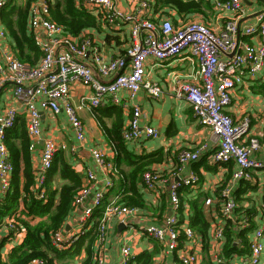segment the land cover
I'll return each mask as SVG.
<instances>
[{"label": "built area", "instance_id": "1", "mask_svg": "<svg viewBox=\"0 0 264 264\" xmlns=\"http://www.w3.org/2000/svg\"><path fill=\"white\" fill-rule=\"evenodd\" d=\"M6 0H0V11ZM88 9L99 10L102 19L108 23L126 21L131 23V42L123 56L107 58L90 37L65 33L63 27L51 18L48 0H34L28 7L27 23L34 43L42 55L39 61L30 65L20 60L7 45L8 32L0 24V90L5 82L13 84L12 96L19 102L27 115L26 129L30 137L29 149L39 143L41 137V113L39 108L48 109L53 114L64 111L75 138L82 142L85 139L84 125L71 102V84L78 83L91 90L90 96L84 97V103L98 107L107 97L115 103H121L120 93L126 91L132 98L141 88L152 97L157 98L162 90L157 83L146 78L145 61L154 57L157 61L174 59L180 55L192 58L197 67V79L193 82H178L176 95L182 96L189 103L198 124L207 126L218 140V148L212 154V160L221 164L234 162L232 180L250 179L254 169L264 170V161L253 154L259 151L261 143L252 136L250 120L244 117L234 121L225 111L231 101V91L242 84L247 77L256 76L264 66V22L244 27L246 35L257 34L260 43L251 44L240 40L239 18L244 14L242 0H215L213 5L218 11L230 12L221 29H214L199 20H188L175 25L168 18L155 22L146 17L151 7V0H135L130 11L117 8L114 0H82ZM98 75L112 77L108 82L100 81ZM78 108V107H77ZM131 116L124 125L121 137L123 141H135L145 137H157L158 131L151 126L140 127L141 109L137 105L131 108ZM18 112L14 106L7 105L0 111V195L9 189L13 173V164L6 146V132L13 127ZM201 145L195 150H181L178 164L183 166L199 158ZM59 149H67L65 145L45 138L42 143L38 167L33 171L34 185L32 189L37 199L46 200L45 177L52 167L55 153ZM74 150V147H71ZM94 162L106 169V177L100 181L93 171L86 173L87 183L82 185L74 199L73 209L79 211L80 231L65 233L55 232L52 241L58 249L71 245L89 229L91 217L95 209L103 206L105 190L113 186V178L119 176L117 166L101 149H93ZM180 167L178 169H180ZM161 179L154 170L142 174V183L153 188ZM199 177L192 172L175 179L168 192L173 212L165 215L159 224H146L140 227L144 235L164 242L167 249L174 251L179 244L181 234L186 239L195 237L194 230L187 224H181L177 217L180 207L179 189L198 183ZM222 202L220 213L226 221L231 219L237 206L232 194V187L226 184L219 191ZM206 204L210 199H206ZM135 206H126L117 202L107 203L98 218L95 241L103 245L107 237L109 224L113 219L124 222L127 214L134 213ZM246 219L243 218L244 227ZM7 232L12 231L11 238L24 236V228L14 218H9L0 227ZM224 226L214 230L213 236L224 241ZM1 238V237H0ZM22 238V237H21ZM237 240V239H236ZM236 243V242H235ZM237 244V243H236ZM235 244V245H236ZM218 249L213 255L216 264H260L264 251V223L255 228L249 241V252L241 255L238 262L234 258L225 261ZM120 264L130 262L131 250L128 245L121 247ZM100 249L89 264H104ZM181 264H205L196 252H184L180 256ZM30 264H47L42 259H34ZM52 264H57L53 261Z\"/></svg>", "mask_w": 264, "mask_h": 264}, {"label": "crops", "instance_id": "2", "mask_svg": "<svg viewBox=\"0 0 264 264\" xmlns=\"http://www.w3.org/2000/svg\"><path fill=\"white\" fill-rule=\"evenodd\" d=\"M114 1L117 8L123 11H130L135 4V0ZM214 1L200 0L199 8L196 12L179 14L175 7L160 5L156 0H151V7L146 11L145 16L155 22L168 18L175 25L192 19L199 20L218 30L231 17V13L215 9ZM77 2L95 16L100 14L99 10L85 7L82 4V0H77ZM18 3L23 5L25 0ZM242 5L244 14L239 18V38L251 44H258L260 43L259 36L257 34L246 35L243 29L249 25H257L260 21L264 22V0H242ZM0 24H2L1 20ZM2 26L4 25L2 24ZM77 36L81 38L90 37L107 58L123 56L131 42V23L126 21L108 23L100 15L98 27L85 28ZM6 43L16 53L15 41L10 37L9 33ZM186 54L161 62L154 57L146 59V78L157 83L162 90L157 98L152 97L145 89L141 88L132 98H129L126 91H122L120 93V104L113 103L107 97L105 102L98 107H92L87 103L79 107L84 102V97L90 96L91 90L78 83H72L70 89L71 102L76 108L77 115L85 128V139L82 142L75 138L64 111L53 114L48 109L39 108L41 113L40 141L31 150L28 146L33 171L38 167L43 140L51 138L56 143L65 145L67 148L59 149L57 152L60 151L75 172L80 175L82 185L87 183L86 173L88 170L93 171L100 181H103L106 177V169L97 165L93 160V149L98 148L105 151L106 156L115 166L119 169L123 168L125 171L128 170L125 165H117L115 148L102 127L103 124L111 125L116 117L118 108L121 109L118 116L123 121L122 129L131 116L132 106L137 105L141 109L140 127L151 126L158 131V136L154 138L142 136L135 141H123L125 149L133 154L140 155L161 150L163 152V160L148 167L149 170L158 172L161 175V179L153 188H147L141 180L135 181V187L139 193L142 205L135 206L137 210L134 213L127 214L124 222L118 219L111 221L103 245H99L95 240L92 242L89 262L94 259L100 249L103 257H105L104 264H120V250L121 247L126 245L131 250L130 262L127 264H135L136 257L144 251L153 252V264H181V254L190 251L198 253L203 263L216 264L212 259L218 249L221 250L220 252L225 261L234 258L235 262H238L242 254L246 255L249 252V241L255 228L264 223V170L254 169L251 172L250 179L233 181L231 173L236 168V165L234 162L221 164L212 160V154L218 148L217 138L209 127L197 123L186 99L176 95L178 82H193L197 79L196 63L192 58H188L189 56H186ZM92 68L95 76L100 81L108 82L112 80L113 76L104 77L98 75L99 73H97L95 67ZM262 85H264V66L256 76L247 77L242 84L234 87L231 91V101L225 107V111L234 121H239L244 117L249 118V132L252 136L257 137L261 143V148L253 156L264 161V94L261 91ZM12 88L13 84L10 82H5L1 88L0 111L2 112L7 105L14 106L18 112L17 117H23L26 126L27 115L23 111L22 105L13 98ZM28 140L30 143L29 136ZM201 145H205V147L201 150L199 158L180 167L178 164L180 151L195 150ZM71 147H74V150ZM179 167L180 169H178ZM192 172L198 175V183L179 189L181 204L176 214L181 224L189 225V216L191 215L190 201L197 200L196 203L201 207L202 213L209 223L208 237L202 238L194 231L195 237L189 240L181 234L178 247L174 251H170L164 242L144 235L140 227L146 224H159L165 215L173 212L168 196L169 188L175 179L183 178ZM120 180V176H115L113 178V186L105 190L103 206L111 202L122 204L119 202L123 191ZM64 182L65 180L60 178L59 175H55L51 182L52 188L58 189ZM226 184L231 185L232 194L237 203L229 220L234 224L235 228H246L244 234L236 238L237 250L227 255L224 250L225 240L220 242L213 236L214 230L221 225L224 226L226 222L220 213L222 202L219 199V191ZM208 198L210 203L206 204L205 201ZM57 200L58 196L56 195L55 202ZM78 215L79 211L72 207L71 213L62 227L65 233L80 231ZM243 218L246 219V223L244 227H240ZM8 233L5 229H0V240L6 238L1 250L3 258L7 256L11 247L19 243L23 238L22 235L20 239H13L7 235ZM83 237H85V234L82 239L86 238ZM241 237L246 239L248 244L245 245ZM86 257L87 253L82 249L79 254L74 256L70 264H80ZM54 261L60 264L57 260ZM260 264H264V251L261 254Z\"/></svg>", "mask_w": 264, "mask_h": 264}, {"label": "trees", "instance_id": "3", "mask_svg": "<svg viewBox=\"0 0 264 264\" xmlns=\"http://www.w3.org/2000/svg\"><path fill=\"white\" fill-rule=\"evenodd\" d=\"M34 0H25L19 4L17 0H6L0 11V20L7 29L10 37L15 41L16 54L22 61L34 64L41 56V52L35 45L31 32L27 27L28 7ZM52 20L63 27L65 33L77 35L85 28L98 27L100 15L85 10L77 0H48ZM160 5H171L179 14L196 12L200 0H156ZM264 94V85L261 87ZM118 108L116 117L110 126L102 125L106 135L113 143L116 151L115 161L117 165H125L128 170L118 168L120 182L123 186L122 196L119 202L126 206H141V200L135 181H142V174L149 170V165L160 163L163 160V152L156 150L147 154H133L125 149L121 130L123 121ZM6 146L13 164V173L9 189L0 195V227L9 218H14L19 226L24 228L22 240L11 247L7 256L2 257L1 250L6 238L0 240V264H30L34 259H42L47 264L57 260L60 264H70L75 255L83 249L87 257L80 264H89L91 244L96 238V227L103 207L95 209L91 217V227L84 232L85 239L80 235L71 245L58 249L52 235L62 230L65 220L71 213L73 199L82 186L80 175L66 161L63 154L56 152L52 167L48 170L44 186L46 188V200L37 199L34 196L33 167L31 164L29 140L26 133L25 120L18 116L12 128L6 132ZM59 175L65 182L60 188H52V180ZM56 195L58 196L55 202ZM191 202V215L189 226L202 238H207L209 223L206 221L201 207ZM246 228H235L228 219L224 225V250L226 255L237 250L236 238L244 234ZM12 231L7 235L11 236ZM246 245L248 241L241 237ZM153 252L144 251L135 259V264H153Z\"/></svg>", "mask_w": 264, "mask_h": 264}, {"label": "rangeland", "instance_id": "4", "mask_svg": "<svg viewBox=\"0 0 264 264\" xmlns=\"http://www.w3.org/2000/svg\"><path fill=\"white\" fill-rule=\"evenodd\" d=\"M18 2H20V3H21V2H22V0H18Z\"/></svg>", "mask_w": 264, "mask_h": 264}]
</instances>
